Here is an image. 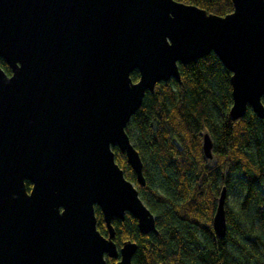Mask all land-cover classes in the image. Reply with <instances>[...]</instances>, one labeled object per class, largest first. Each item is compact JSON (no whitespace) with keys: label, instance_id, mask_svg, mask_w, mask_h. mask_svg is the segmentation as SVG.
<instances>
[{"label":"water","instance_id":"95a60500","mask_svg":"<svg viewBox=\"0 0 264 264\" xmlns=\"http://www.w3.org/2000/svg\"><path fill=\"white\" fill-rule=\"evenodd\" d=\"M232 2L218 16L174 0H0V264H132L137 245L118 247L111 222L129 214L148 234L155 218L112 148L145 186L126 126L157 83L180 82L179 64L213 53L232 73L231 119H264V0ZM212 146L203 134L207 159Z\"/></svg>","mask_w":264,"mask_h":264},{"label":"trees","instance_id":"16d2710c","mask_svg":"<svg viewBox=\"0 0 264 264\" xmlns=\"http://www.w3.org/2000/svg\"><path fill=\"white\" fill-rule=\"evenodd\" d=\"M174 1L218 16L234 10L232 0ZM0 67L10 73L2 60ZM178 68L180 82L157 83L126 126L145 186L137 185L125 155L112 148L115 162L154 216L156 233L141 234L126 214L111 222L114 242L118 247L136 243L132 264H264V119L250 107L244 117L231 119L232 73L213 53ZM130 78L137 82L138 72ZM205 133L213 143L211 159L202 152ZM26 188L29 192L28 182ZM222 188L226 233L219 238L212 219ZM95 216L106 237L98 208ZM106 263L115 260L106 257Z\"/></svg>","mask_w":264,"mask_h":264},{"label":"flooded vegetation","instance_id":"af4514ba","mask_svg":"<svg viewBox=\"0 0 264 264\" xmlns=\"http://www.w3.org/2000/svg\"><path fill=\"white\" fill-rule=\"evenodd\" d=\"M3 61V60H2ZM6 75H8V76H10L11 75V73H9V74H6ZM28 184L30 185V189H31V184L28 182ZM30 191V190H29ZM115 262H116V260H115Z\"/></svg>","mask_w":264,"mask_h":264},{"label":"rangeland","instance_id":"374dc122","mask_svg":"<svg viewBox=\"0 0 264 264\" xmlns=\"http://www.w3.org/2000/svg\"><path fill=\"white\" fill-rule=\"evenodd\" d=\"M232 199V198H231ZM232 202V201H231Z\"/></svg>","mask_w":264,"mask_h":264}]
</instances>
